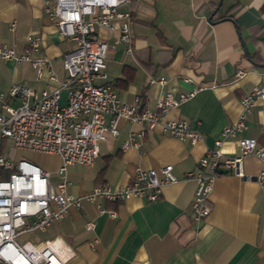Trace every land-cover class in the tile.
<instances>
[{
  "label": "crops",
  "instance_id": "obj_1",
  "mask_svg": "<svg viewBox=\"0 0 264 264\" xmlns=\"http://www.w3.org/2000/svg\"><path fill=\"white\" fill-rule=\"evenodd\" d=\"M42 5L43 0H0V44L13 43L20 51L27 34H39L55 81L45 73L36 78L27 62L0 58V104H17L5 95L13 82L38 91L65 76L61 58L72 43L58 35ZM128 7L130 38L107 49L103 82L111 83L121 101L137 99L149 109L160 93L176 95L201 85L164 114L186 120L201 133V140L190 145L154 129L146 131L136 147L122 149L127 133L139 125L120 119L117 135L99 142L98 155L90 165L67 167V192L127 183L135 165L157 170L170 163L177 181L162 185L154 201L136 196L98 199L99 206L112 216L98 213L93 203L82 200L43 231L18 237L32 243L60 238L74 252L64 264H264V194L253 178L260 160L246 156L243 177L218 173L205 201L209 212L198 222L190 209L194 181L185 177L204 149L220 137L222 127L235 120L239 98L260 82L264 0H129ZM97 33L109 42L114 39L115 33L105 29L98 28ZM238 70L243 72L240 76H236ZM160 75L165 78L162 85L148 82ZM64 99L62 90L59 102ZM240 136L264 146V100L254 102L241 131L222 139L223 156L237 154ZM0 155L13 159L38 155L37 164L49 177H55L60 161L54 154L15 149L1 137ZM88 221L93 223L90 229L84 227Z\"/></svg>",
  "mask_w": 264,
  "mask_h": 264
},
{
  "label": "built area",
  "instance_id": "obj_2",
  "mask_svg": "<svg viewBox=\"0 0 264 264\" xmlns=\"http://www.w3.org/2000/svg\"><path fill=\"white\" fill-rule=\"evenodd\" d=\"M128 3L129 0H43L42 10L58 35L72 43V48L61 58L65 76L57 84L38 91L19 82L11 83L5 95L18 102L16 105L1 102L0 137L7 138L15 149L54 154L60 161L54 171L56 181L52 184L49 172L30 159L0 155V264H64L74 252L60 238L32 243L19 242L16 237L43 231L51 221L61 218L70 206H78L82 200L93 203L98 213L107 212L112 216L111 211L99 206L98 199L115 201L136 196L154 201L162 185L177 181L170 163L157 170L135 165L127 183L97 184L78 194L67 192V167L90 165L98 155V143L117 135L120 119L139 125L137 130L127 133L122 149L136 147L143 134L154 129L186 140L190 145L201 140V133L186 120L164 117L167 110L190 98L201 85H193L176 95L160 93L153 109H149L137 99L131 103L121 101L110 82H94L95 78H105L107 49L118 42L129 41ZM12 26L13 23L9 29ZM98 28L115 33L114 39L109 42L100 37ZM41 47V36L29 33L20 51L15 50L13 43L0 44V58L27 62L36 78L45 73L48 80L55 81ZM242 73L238 70L236 76ZM148 82L162 85L165 78L150 77ZM62 90L65 99L60 103ZM2 97L0 93V99ZM257 99L264 100V69L259 84H253L250 91L239 98L235 120L222 127L213 146L206 147L195 168L185 174L194 181L190 209L195 222L209 212L205 201L214 177L220 172L243 177V161L248 155L261 162L253 178L264 194V146H257L251 137L240 136L236 139V155L223 156L220 150L223 138L234 136L244 128L245 117ZM92 225L88 221L84 227L90 229Z\"/></svg>",
  "mask_w": 264,
  "mask_h": 264
},
{
  "label": "rangeland",
  "instance_id": "obj_3",
  "mask_svg": "<svg viewBox=\"0 0 264 264\" xmlns=\"http://www.w3.org/2000/svg\"><path fill=\"white\" fill-rule=\"evenodd\" d=\"M105 61H106V56H105V59H104V63H105ZM99 79H101V78H99ZM99 79H94V82L95 83H103V79L102 80H99ZM99 144V143H98ZM29 159L31 160V161H33V162H35V163H38V162H40V159H41V157L40 156H30L29 157ZM49 180H50V182L52 183V184H54V182L56 181V177H49ZM20 238V239H19ZM16 240L17 241H21V236L20 237H16Z\"/></svg>",
  "mask_w": 264,
  "mask_h": 264
},
{
  "label": "trees",
  "instance_id": "obj_4",
  "mask_svg": "<svg viewBox=\"0 0 264 264\" xmlns=\"http://www.w3.org/2000/svg\"><path fill=\"white\" fill-rule=\"evenodd\" d=\"M251 58H254V56H252ZM255 59V58H254ZM123 80H125V79H123Z\"/></svg>",
  "mask_w": 264,
  "mask_h": 264
},
{
  "label": "water",
  "instance_id": "obj_5",
  "mask_svg": "<svg viewBox=\"0 0 264 264\" xmlns=\"http://www.w3.org/2000/svg\"><path fill=\"white\" fill-rule=\"evenodd\" d=\"M207 19H209V16L207 17Z\"/></svg>",
  "mask_w": 264,
  "mask_h": 264
}]
</instances>
